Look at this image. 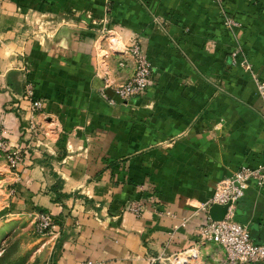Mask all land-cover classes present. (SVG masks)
Returning <instances> with one entry per match:
<instances>
[{
	"label": "crops",
	"instance_id": "0c3cea01",
	"mask_svg": "<svg viewBox=\"0 0 264 264\" xmlns=\"http://www.w3.org/2000/svg\"><path fill=\"white\" fill-rule=\"evenodd\" d=\"M25 11L60 21L36 37ZM224 14L242 26L226 29ZM103 29L139 45L154 68L149 88L127 102L100 95L104 79L120 84L135 68ZM255 77L264 80V0H0V126L21 153L10 167L0 152V239L23 222L30 236L47 212L53 231L32 242L42 264H169L192 248L193 264H220L222 248L196 231L217 182L264 161ZM27 83L42 102L33 118ZM150 191L172 215L151 204L139 217L127 210ZM235 218L264 244V184H249Z\"/></svg>",
	"mask_w": 264,
	"mask_h": 264
},
{
	"label": "built area",
	"instance_id": "2783aa9c",
	"mask_svg": "<svg viewBox=\"0 0 264 264\" xmlns=\"http://www.w3.org/2000/svg\"><path fill=\"white\" fill-rule=\"evenodd\" d=\"M220 7L223 8V0H215ZM223 25L228 30H234L242 26L241 22L236 18L224 14ZM105 38L108 40L110 50L114 52L128 53L134 58L135 68L132 75L120 84H112L107 79H104L103 89L100 90V95L107 102L114 104L115 97L123 102L132 100L136 96L142 94L152 83L154 68L149 57L142 51L139 45L124 46L113 34L109 33V29H103ZM239 50L234 49L232 52V61L235 62L236 55ZM120 65L123 63L120 62ZM241 64L247 69L250 68L249 62L242 59ZM256 91L264 104V80L257 79ZM112 87L114 96L106 94L104 88ZM24 96L32 101L31 110H40L42 102L39 99L33 98V87L31 83H27ZM261 117L264 119V110L261 112ZM33 118V115H31ZM29 128L33 135L38 134L36 124L33 120L30 122ZM9 142L6 140L5 133L0 127V150L5 153L8 163L15 167L21 161V153L18 150L10 151ZM255 183L261 187L264 184V161L256 166L242 164L234 170L229 176L219 180L209 200L202 204L201 209L208 213V208L214 204L228 205L223 219L213 221L209 215L204 222L198 227L196 234L200 241L214 242L218 244L223 252L224 258L220 264H253L264 262V244L256 243L250 236L247 226L238 222L235 218L236 202L243 197L245 190L250 183ZM149 192V191H148ZM148 197L133 198L127 203V210L134 216L139 217L151 204L155 212L159 215H172L167 209L154 207L155 198L153 195ZM54 222L51 214L47 212H38L34 217V230L39 235L50 233L53 231ZM196 257V251L192 248L184 252L181 257L175 256L173 261L168 260V263L174 264H193L191 260ZM155 260H163L161 256L154 258ZM78 264H98L92 260H86Z\"/></svg>",
	"mask_w": 264,
	"mask_h": 264
},
{
	"label": "rangeland",
	"instance_id": "374dc122",
	"mask_svg": "<svg viewBox=\"0 0 264 264\" xmlns=\"http://www.w3.org/2000/svg\"><path fill=\"white\" fill-rule=\"evenodd\" d=\"M23 21L25 22V28H29L31 26V22L32 23V28L34 33H32V35L39 37L44 33L47 32V28L45 26H48L49 30H54V28L57 27V24L60 20H58L56 17L52 18V21H31L27 19V13L26 11L23 13ZM50 26V27H49ZM101 35H105V33L103 32V34ZM105 37V36H104ZM27 80V79H25ZM32 84V83H31ZM33 87V85H32ZM29 111H30V115H34L37 112H41L42 108L40 110H31V103L32 101L29 100ZM46 118H42L41 121L45 122ZM4 133H5V137L6 140L9 142V145L11 146V143L8 139V137L6 136V129L3 126H0ZM45 133L42 130H38V134L35 136V143L36 144H42L43 139L40 136H45ZM33 135V134H32ZM45 138V137H44ZM40 141V142H39ZM17 150V148H12V146L10 147V151H15ZM0 152L2 154L5 153L2 152L0 150ZM5 159L7 161V158L5 156ZM7 164L12 167L8 161ZM0 207H1V203H0ZM22 225V226H19ZM19 225H17L14 229H12L9 234H7L4 238L1 237L0 239V264H42L44 262V256L45 254L41 253V254H36L34 256V253L32 252L35 245L32 243L34 237H37V235H39L38 233H36L34 231V228H30V231L28 233H30V238L27 237V233H26V224L20 223ZM30 240H28V239ZM34 256V257H33ZM29 262V263H28ZM170 264V263H169ZM171 264H174L173 262Z\"/></svg>",
	"mask_w": 264,
	"mask_h": 264
},
{
	"label": "water",
	"instance_id": "95a60500",
	"mask_svg": "<svg viewBox=\"0 0 264 264\" xmlns=\"http://www.w3.org/2000/svg\"><path fill=\"white\" fill-rule=\"evenodd\" d=\"M118 101H122L119 98H116ZM228 205H221V204H217L214 203L212 204L209 208H208V215L210 217L211 220L213 221H218L223 219V216L226 212Z\"/></svg>",
	"mask_w": 264,
	"mask_h": 264
}]
</instances>
